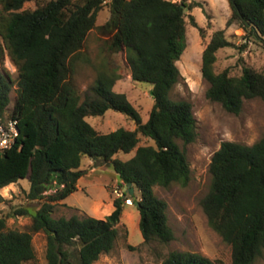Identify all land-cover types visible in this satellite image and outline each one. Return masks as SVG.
Returning a JSON list of instances; mask_svg holds the SVG:
<instances>
[{"label": "trees", "instance_id": "obj_1", "mask_svg": "<svg viewBox=\"0 0 264 264\" xmlns=\"http://www.w3.org/2000/svg\"><path fill=\"white\" fill-rule=\"evenodd\" d=\"M30 1L36 0H0V57L5 50L17 71L10 111L13 79L7 70L0 72V117L17 119L19 129L14 144L0 151V188L27 178L26 197L39 200L40 205L32 213L26 208L14 212L31 216L23 230L8 228L0 209V264L34 261L32 238L38 232L46 238L45 264H72L69 248L73 245H77L76 264H94L113 250L123 198L113 200V210L104 218L52 216L55 206L77 190L78 179L85 173L81 169L84 157L109 163L120 181L131 182L138 191L135 200L143 242H170L174 234L167 203L154 187L184 184L190 178L189 163L177 140L192 142L196 121L191 103L174 101L169 92L181 79L176 62L186 47L185 9L201 3L47 0L33 9L24 8ZM227 1L231 15L226 26L237 24L264 48V0ZM105 6L110 17L100 29L109 34L108 49L125 62L132 80L152 86L153 105L145 122L124 93L111 90L119 76L99 74L83 100L71 82L72 63ZM192 25L203 36V28L195 21ZM228 45L224 30H214L202 51L200 71L208 83L206 97L238 114L245 100L264 101V72L249 66L239 76L230 75L228 69L216 72V52ZM107 109L133 118L135 129L100 133L85 120ZM139 135L152 139L154 145L138 146ZM135 147L130 159L116 157ZM208 171L210 188L200 201L208 225L230 246L231 264H253L264 253V132L252 144L222 141ZM53 182L56 189L47 194ZM158 264L216 262L197 252L170 251Z\"/></svg>", "mask_w": 264, "mask_h": 264}, {"label": "rangeland", "instance_id": "obj_2", "mask_svg": "<svg viewBox=\"0 0 264 264\" xmlns=\"http://www.w3.org/2000/svg\"><path fill=\"white\" fill-rule=\"evenodd\" d=\"M47 0L27 2L24 8L33 9L37 3ZM180 2L182 0H172ZM191 2L194 0H186ZM201 6L185 9L186 47L176 64L181 79L169 92L174 101H189L195 118L196 136L192 142L183 143L177 140L189 163L191 174L189 180L173 183L169 187L155 186V194L166 201L168 224L174 238L168 243L143 242L139 229V211L131 199H124L123 211L117 225L118 235L113 250L102 254L94 264H158L170 251L197 252L214 260L216 264H231V248L207 222L200 201L210 188L211 177L208 171L212 154L222 141H235L252 144L264 132V101L251 98L243 102L241 111L234 114L225 110L218 102L206 97L208 83L201 76V54L214 30L223 29L230 45L216 52L214 68L216 72L228 69L232 76H239L244 66L264 72V48L255 39L247 37L237 24L226 26L231 15L227 0H197ZM110 17L108 6L103 7L96 17V26L88 33L84 46L72 63L71 82L75 86L80 100L89 93L99 74L109 77L119 76L111 85V90L124 93L127 100L136 110L142 122L148 119L153 105L151 84L134 81L129 68L121 57L108 49L109 34L101 32L100 26ZM204 30L203 36L198 27ZM2 40L0 39V50ZM7 70L13 84L9 92L10 102L7 110L12 108L16 97L17 71L6 51L0 57V72ZM85 120L100 133H108L117 128L134 130L135 120L119 111L107 109L103 115L86 116ZM140 145H154L150 138L139 135ZM137 146V147H138ZM119 152L116 157L127 160L136 152ZM81 169L85 173L78 179L77 190L69 194L55 206L53 217H70L72 215L104 218L113 210V200L118 198L114 188L120 182L109 163L93 161L84 157ZM53 182L47 194L56 189ZM30 188L27 178L19 179L0 188L2 201L0 209L6 217L8 228L26 229L31 222L29 214L16 215V210L26 208L33 210L39 207V200H29L26 192ZM136 197L139 196L135 190ZM33 247L36 258L25 264H45L46 238L43 232L33 234ZM129 245L133 247H128ZM71 262L76 264L77 245L69 248ZM253 264H264V253Z\"/></svg>", "mask_w": 264, "mask_h": 264}, {"label": "built area", "instance_id": "obj_3", "mask_svg": "<svg viewBox=\"0 0 264 264\" xmlns=\"http://www.w3.org/2000/svg\"><path fill=\"white\" fill-rule=\"evenodd\" d=\"M17 124V119L0 117V151L9 149L14 144L19 133ZM113 191L118 198H123L131 203V199L127 197L128 194L125 182L120 181Z\"/></svg>", "mask_w": 264, "mask_h": 264}, {"label": "water", "instance_id": "obj_4", "mask_svg": "<svg viewBox=\"0 0 264 264\" xmlns=\"http://www.w3.org/2000/svg\"><path fill=\"white\" fill-rule=\"evenodd\" d=\"M126 187H127V194L131 197V199L135 200L136 199V195H135V188L133 186V184L131 182L126 183ZM135 206H139V202L138 200L134 201Z\"/></svg>", "mask_w": 264, "mask_h": 264}, {"label": "crops", "instance_id": "obj_5", "mask_svg": "<svg viewBox=\"0 0 264 264\" xmlns=\"http://www.w3.org/2000/svg\"><path fill=\"white\" fill-rule=\"evenodd\" d=\"M108 164V163H107ZM62 203V202H61ZM111 213V212H110ZM109 213H107L106 215H108Z\"/></svg>", "mask_w": 264, "mask_h": 264}]
</instances>
